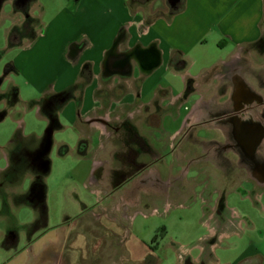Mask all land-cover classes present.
<instances>
[{"label": "rangeland", "instance_id": "1", "mask_svg": "<svg viewBox=\"0 0 264 264\" xmlns=\"http://www.w3.org/2000/svg\"><path fill=\"white\" fill-rule=\"evenodd\" d=\"M40 11V6L34 3L28 13L39 21L49 17L48 13L41 17ZM23 17L22 12H14L11 0H6L0 7V117L7 114L0 122V146L5 151L10 148L14 134H20L22 130L15 120L23 119L25 133L31 131L43 135L47 126L41 121L40 111L36 108L41 101L27 105V102L41 97L40 94L26 86L25 75L11 73L9 69L12 59L22 47L8 48V38L12 43L19 44L25 41L22 39L26 35L33 33L31 29L34 27L22 22ZM262 56L253 52L256 63L260 60L264 62ZM28 67L31 70L30 65ZM258 68H255L258 72H264V69ZM181 71L167 73L157 80L152 93L136 97L128 108L135 109L141 103L140 111H134L133 117L124 126L107 125L109 135L120 128L119 132L108 139L92 136L93 140L88 144L89 152L99 150V155L105 154V150L125 152L127 147L117 148V142L132 140L136 134L145 135L150 139L153 153L146 154L147 171H142L139 181L132 177L140 170L125 168L118 157L109 158L111 174L107 175L104 168L91 174V158L83 157L79 162L73 150L66 156H60L67 151V147H60L62 142L71 146L76 143L78 129L54 132L53 146L48 155L49 173L36 177L31 173H20L16 177L18 183L15 189L17 194L25 193L27 197L31 196L32 188L45 187L50 217L48 225L58 234L38 238L41 234L38 233L35 235L37 239L29 243L27 238L31 239L40 225L32 223L35 218L32 207L20 202L23 201L21 199L15 201L9 218L1 214L0 208V246L6 235L14 237L11 232H16L10 250L0 247V264L10 261L9 252H14L13 258L16 257L11 262L24 264H198L196 259L200 250L195 248L191 253L188 250L196 243L202 245L201 249L206 246L207 255L215 253L223 261L226 258L235 259L234 254L251 245L264 244V189L256 179L252 180L253 186L248 180L251 173L252 178L256 173L264 174V124L261 121L264 118V96H259L260 100L249 110H215V106L207 111L208 97L214 90H206L205 87L214 86V80L204 74L195 77L179 74ZM190 71L195 73V69ZM120 81L123 84L125 80L121 78ZM14 87L19 89V102L15 105L11 102ZM81 89L82 85L71 94L57 97L59 105L70 99L80 102ZM120 93L123 94L118 89L115 96H107L105 102H101L111 104L110 99L122 97ZM214 97L220 103L226 101L224 93L221 99L216 93ZM172 98L173 103H169ZM202 99L206 106L202 105L204 111L193 122L188 118L193 112L191 107L181 108L179 105L184 101L190 105ZM151 107L156 108L155 116L151 118L155 126L140 127L141 121L146 124L154 113L149 110ZM232 112L236 113L238 121L242 117H253L244 122L249 124L248 127L252 125L254 140H251L250 148L239 146L241 151L242 147L248 150V158L223 151L222 146L228 141L223 135L232 134L234 116L232 119L228 116ZM118 116L124 118V112H110V118ZM185 119L188 120L186 126L170 139L169 135L180 129L181 121ZM140 136H136L135 140ZM0 163L4 164L1 154ZM151 167L157 180L152 178L148 182V169ZM125 171L126 175L121 174ZM116 173L119 175L116 176ZM3 175L5 173L0 174V181H3ZM149 184L154 185L149 187ZM261 194L262 199L259 200ZM2 198L5 199L6 194ZM13 198L19 197L14 194ZM104 206L109 211L103 210ZM42 212L40 209L38 214L42 215ZM217 223L228 236L223 240L213 239L216 243L213 249H209L212 241L203 237L210 226L218 227ZM156 235L157 244L150 246L154 244L151 241ZM47 242L52 244L47 251H43ZM148 247L154 252H150ZM204 258L205 255H202L200 260Z\"/></svg>", "mask_w": 264, "mask_h": 264}, {"label": "crops", "instance_id": "2", "mask_svg": "<svg viewBox=\"0 0 264 264\" xmlns=\"http://www.w3.org/2000/svg\"><path fill=\"white\" fill-rule=\"evenodd\" d=\"M5 1L3 0L0 7ZM11 3L14 12L23 13L21 21L30 20L34 29H31V35L28 34L22 39L25 41L14 45L22 48L12 59L9 69L11 73L25 75L26 86L40 94L41 97L27 102V105L41 101L36 106L38 112L40 111L41 121L47 125L46 128L53 130L50 137L45 131L43 135L31 131L25 133L23 119H17L15 121L22 128L21 133L14 134L10 148H6V151L0 146L4 161L3 165L0 163V174L5 173L3 181H0L1 214L11 217L12 204L15 205L14 202L21 199L23 201L20 202L27 203L34 210L33 222L41 219L42 215L45 216L43 227L31 239L27 238L29 243L37 239L35 235L38 233H41L38 238L58 233L48 225L50 217L46 207L45 187L32 188L31 196L17 194L15 187L18 179L6 171L12 162L16 139L31 147H38V151L30 152L26 156L27 162L21 171V174L31 173L36 177L39 174L47 175L50 171L48 155L53 146L54 132L77 128V144L71 146L63 141L60 147H67V151L60 156H66L73 150L78 155L79 162L83 157L93 160L91 174L104 168L108 175L112 173L108 167L113 152L105 150L102 155H99V150L89 152L88 144L93 140L92 136L108 139L119 132L120 128L109 135L107 125L114 123L119 127L124 126L133 117L134 111H140L141 103L135 109L128 108L136 97L152 93L157 80L167 73L182 70L179 74L192 77L204 74L215 82L214 86L205 87L206 90L212 88L218 99H221L223 93L226 94L224 103L216 101L212 93L214 98H211L212 95L208 97L207 106L203 99L190 105L186 101L180 104L181 108L188 106L193 110L188 117L191 121L200 118L204 111L202 105L206 106L207 111L215 106V110H249L260 100L259 96H264V72L257 71L258 67L264 69V62L260 60V63H256L253 59V52L263 54L264 59V0H178L173 6L169 0H27L24 4L11 0ZM34 3L40 6L41 17L46 13L49 17H43V21L31 18L28 12ZM190 69H195V73ZM121 78L125 80L123 84ZM78 84L82 85L81 101L70 99L67 103L58 105L52 112L53 119H50L42 110V102L49 96H61ZM14 88L17 91L14 96L15 105L19 102V89ZM118 89L123 92L120 93L122 97L110 99L111 104L102 103L107 96H115ZM169 103H173V98ZM112 110H121L125 117L110 118ZM149 110L154 113L146 124L141 121L140 127L155 126L151 118L155 116L156 108L151 107ZM6 115L2 114L0 122ZM247 118L242 117L238 121L236 116L232 133L242 141L250 142L254 140V129L252 125L248 127L249 124L244 122ZM250 118L253 119L252 115L248 120ZM181 123V128L169 135L170 139L186 126L188 120H182ZM140 135L136 134L150 145V139ZM100 146L102 147L101 143ZM148 171V182L152 178L156 181L153 168ZM140 178L141 176L135 180L139 181ZM254 178L264 189L262 174L256 173ZM152 185L154 184H149V187ZM253 185L252 183L251 186ZM3 194H6L5 199L2 198ZM14 194L19 198L14 200ZM258 198L262 199V194ZM40 209L43 210L42 215L38 214ZM102 209L109 211L105 206ZM217 226H210L203 238H209L210 242L213 239H225L228 234L221 230L219 224ZM11 233L14 237L11 234L6 235L0 246L2 249L12 248L11 240L16 239V232ZM18 238L17 236V240ZM215 243L216 241H212L208 245L209 249H213ZM49 244L52 243L47 242L43 251L49 249ZM201 247L202 245L196 243L188 249L190 253L195 248L200 250L196 259L198 264H264V244L251 245L234 254L235 259L226 258V261L215 253L213 256L207 255L206 246L203 249ZM148 250L154 252L151 247ZM9 254L10 261L1 264H24L11 262L16 257L13 258L14 252ZM202 255L206 259L200 260Z\"/></svg>", "mask_w": 264, "mask_h": 264}, {"label": "flooded vegetation", "instance_id": "3", "mask_svg": "<svg viewBox=\"0 0 264 264\" xmlns=\"http://www.w3.org/2000/svg\"><path fill=\"white\" fill-rule=\"evenodd\" d=\"M58 105H59V99L56 97L49 96L45 101L42 102V110L45 114L50 116V119H53L52 112L54 109H56L58 107ZM232 113L228 114V116L231 117V119H232V116H234L233 117V120H234L236 117V113H233V114ZM263 115H264V113H263ZM261 121L264 124V118ZM262 128H263V125H262L261 129ZM232 131H233V129L231 130V133H232ZM223 136H224V138H226L228 140L227 144L222 146L223 151H225V153H233L235 155L239 154V155L244 156V157H247L249 155L248 154L249 152H248V150H246V148L242 147L243 151H241L239 146L245 145V146H247V148H250V145H251L250 142L251 141L250 142L249 141H242L241 139H239V137H237L233 133L232 134L228 133L227 135H223ZM116 144H118L117 148L121 149V148L127 147V150L125 152H123L122 150L121 151L119 150L117 152L112 151L113 152L112 158L114 159V158L118 157L119 159H122V163H123L122 165H125V168L140 170V171L137 170L138 172H136V174L133 175V177H132L133 179H135L136 177H140V175L142 176V171H145V169H147V165L144 161V158L146 157V154H152L153 153L151 145L145 143L140 138L137 140H135V138L132 140L127 139V140L117 142ZM120 144H122V145L120 146ZM124 145H125V147H124ZM38 150H39L38 147L37 148L31 147L28 143L22 142L20 139H16L14 141V148L12 150V160H11L12 162L6 168V171L9 174H14L15 177L19 176L21 171H22V166L27 162L26 156L30 152L34 153ZM255 153H254V155L256 156ZM121 174L126 175L127 171L122 172ZM261 174H262V177H264V174L263 173H261ZM118 175L119 174L116 173V176H118ZM249 179H251V181L253 179H255V178H252V173H251V175L250 174L248 175V180ZM252 183H253V181H252ZM3 205H4V201L2 200L1 206H3ZM157 239L155 242L151 241L152 243H154L151 246L157 244Z\"/></svg>", "mask_w": 264, "mask_h": 264}, {"label": "trees", "instance_id": "4", "mask_svg": "<svg viewBox=\"0 0 264 264\" xmlns=\"http://www.w3.org/2000/svg\"><path fill=\"white\" fill-rule=\"evenodd\" d=\"M29 23H30V20L26 22V25L28 26ZM28 27H29V26H28ZM12 30H14V28H13ZM11 33H12V32H11ZM14 45H15V44L12 43V42L10 41V39L8 38V47H12V46H14ZM79 86H80L79 84H78V85H74L72 88L66 90L63 94H71V91L75 90V88L77 89ZM16 92H17L16 89L13 88L14 96L16 95ZM61 96H62V95H61ZM69 96H70V95H69ZM11 102H12V103H15V102H16V98H14L13 101H11ZM34 103H36V102H31V103H29V104L33 105ZM44 217H45V216L42 215V216H41V219H38V220H36L35 222H33L34 224H37V225L40 224V225H38V226L36 227V229H35L34 232L40 230L41 227H43V225L45 224V223L43 222ZM157 238H158L157 235L154 236V238L152 239V241L155 242Z\"/></svg>", "mask_w": 264, "mask_h": 264}, {"label": "water", "instance_id": "5", "mask_svg": "<svg viewBox=\"0 0 264 264\" xmlns=\"http://www.w3.org/2000/svg\"><path fill=\"white\" fill-rule=\"evenodd\" d=\"M27 0H19V3L24 4ZM178 0H169L171 6H173ZM3 0H0V5L2 4ZM45 133L50 137L53 133L51 128H46Z\"/></svg>", "mask_w": 264, "mask_h": 264}]
</instances>
